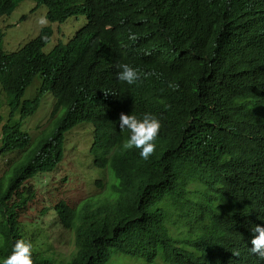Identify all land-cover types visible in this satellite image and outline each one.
Returning a JSON list of instances; mask_svg holds the SVG:
<instances>
[{
    "label": "trees",
    "instance_id": "obj_1",
    "mask_svg": "<svg viewBox=\"0 0 264 264\" xmlns=\"http://www.w3.org/2000/svg\"><path fill=\"white\" fill-rule=\"evenodd\" d=\"M46 1L54 20H85L46 53L40 38L16 52L0 48V157L20 151L0 175V261L23 238L34 264H264L249 250L264 204L238 202L226 181L238 188L244 163L264 156V0ZM16 2L0 0V12ZM117 63L154 75L128 85ZM35 76L34 92L22 96ZM44 92L54 98L50 116L63 110L21 158L30 140L22 119ZM121 112L161 121L147 160L122 149L129 133L119 128ZM79 123L91 134L84 164L92 179L106 185L98 170L108 155L115 180L102 198L40 208L69 231L64 246L22 216L62 160L65 132Z\"/></svg>",
    "mask_w": 264,
    "mask_h": 264
},
{
    "label": "rangeland",
    "instance_id": "obj_2",
    "mask_svg": "<svg viewBox=\"0 0 264 264\" xmlns=\"http://www.w3.org/2000/svg\"><path fill=\"white\" fill-rule=\"evenodd\" d=\"M33 4V0H20L9 14L0 15V31L2 32L0 45L4 50H13L19 47L38 32L40 26L37 23V18L44 15L45 6L39 5L32 8ZM84 20V14H78L76 16H67L59 22L49 21L48 24L52 29V33L47 42L42 46V50L48 51L54 43L65 41ZM37 81L38 77L35 76L32 82L25 87L22 96H30L33 86H36ZM53 100V96L49 92H44L40 96L35 111L22 119L21 128L29 133L30 140L21 149L23 153L21 158L27 154L30 147L36 141L46 137L54 127L55 120L62 112L63 107H60L54 115L50 116ZM6 114L7 108L3 103V94L0 92L1 119H5ZM88 129V124H76L65 132V146L62 160L51 174L48 183L44 186L40 185L37 189L35 201L33 200L32 205L27 209V214L22 216V219L28 221V223L37 222L41 226H46L53 233L52 235L55 234L56 239H63L64 246L67 245L65 240L69 235V231L59 227L54 221L52 211L48 207V211L43 215H41L40 208L48 206L58 198H62L68 203L77 206L80 202L87 199L84 198L87 196L102 198L109 187V185H98L96 183L97 180L92 179L89 170L84 164L86 160L84 153H86L91 142V134H89ZM19 154L20 151L7 152L0 157V175L8 167L10 162L19 157ZM104 162L103 168L107 170L105 176L108 179L112 176L115 180L109 166L108 155L105 156ZM97 168L92 167V170ZM98 175L101 176L102 171L98 170ZM59 247L60 244H57V248ZM137 259L143 260L141 257Z\"/></svg>",
    "mask_w": 264,
    "mask_h": 264
},
{
    "label": "clouds",
    "instance_id": "obj_3",
    "mask_svg": "<svg viewBox=\"0 0 264 264\" xmlns=\"http://www.w3.org/2000/svg\"><path fill=\"white\" fill-rule=\"evenodd\" d=\"M19 1L20 0H18V2ZM18 2L14 4L11 10L17 5ZM33 2L34 4L32 8H35L39 5L45 6L44 15H41L37 18V23L40 26L38 32L36 33L35 36L26 40L23 44H21L19 47L13 50H4L0 45V48L4 50V52H11V53L16 52L24 44L29 43L36 38H40L42 42L45 39L43 44L40 46V51L46 53L55 44L66 42L76 31L75 30L65 41H58L54 43L48 51H43L42 46L47 42V40L49 39L52 33V29L48 24L49 21L59 22L60 20L52 19L51 17L52 9H50L51 6L46 0H33ZM11 10L7 13L0 12V15L9 14ZM1 35L2 32L0 31V40H1ZM130 38L136 39L135 36H131ZM261 43H263V40H261ZM146 54H150V53H146ZM116 68L118 69L116 74L117 79L121 82L127 83L128 85L137 84L138 82H141L142 79H147L149 76L154 75V73H142L138 69L130 66L128 63H117ZM169 86L178 88V85L175 86L169 85ZM34 88L35 87L33 86V90L31 91V93L34 92ZM104 93L106 96L109 94L106 92ZM168 107H170V105L165 104V108ZM161 127H162L161 121L151 113H144L142 115V118H138L135 114L132 113L125 114L124 112H121L119 114V128L121 131L127 130L129 133L128 138L121 145L122 149L123 150H131L133 148L139 149L140 157L144 160H147L156 150L155 141L157 140ZM99 170L102 171V175L99 176L100 179L102 180V178H104L103 182L106 183L105 186L109 185L108 189H111L110 186L112 182H114L113 178L111 177L110 179H108L105 176L107 170L103 168V165L102 168H99ZM242 177H243V184L237 185L238 188L234 187L230 182L228 183V179L226 178L231 196H234L238 202H243L246 204H257V205H261V203L264 204V156L257 155L254 156L252 160L245 162L244 166L242 167ZM196 187L204 188L198 182L196 183ZM188 190L189 191L192 190V186H190ZM224 207L225 205L222 202L213 210V212H219ZM251 232L253 233V235L250 240L251 247L249 248V250L253 255H255L258 258V261L264 262V224L252 225ZM32 253H33V244L30 240H26L23 238L16 239L12 245L10 253L6 257H4L2 261H0V264H34L32 259ZM233 255L238 256L239 255L238 250L234 251Z\"/></svg>",
    "mask_w": 264,
    "mask_h": 264
}]
</instances>
